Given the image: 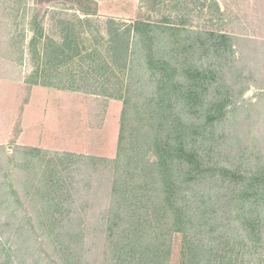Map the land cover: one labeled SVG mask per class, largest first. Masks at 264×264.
Returning a JSON list of instances; mask_svg holds the SVG:
<instances>
[{
  "label": "rangeland",
  "instance_id": "rangeland-1",
  "mask_svg": "<svg viewBox=\"0 0 264 264\" xmlns=\"http://www.w3.org/2000/svg\"><path fill=\"white\" fill-rule=\"evenodd\" d=\"M129 6L131 11L126 5L125 12H131L132 19L126 20L130 26L127 24L125 28L131 31V36L127 35L134 54L133 66L124 79L126 77L125 86L132 82L134 86H130L129 93L128 87H122L131 104L124 147L142 146L140 141L130 138L131 133V136L144 139L147 136L138 135L132 129H141L152 135L150 123L136 120V111L142 110L151 117L157 108L156 102L151 100L156 76L148 69L150 63L146 55L149 47L154 51L153 59L161 55L165 59L173 56L172 62L181 66L185 54L180 52L177 56L174 51L177 49V45L174 46L176 35L182 48L191 42L189 36L194 32L202 33V36L196 35L197 38L206 33H223L241 39L236 45L237 56L242 57L244 52L247 59L238 64V68L244 71L243 79L235 78L236 90L228 106L227 118L214 135L222 145L215 159L217 157L219 162L244 172L264 168V0H140L135 8ZM96 10L95 15L84 17V35L88 31L87 39H103L104 42L105 29L122 28L125 21L108 22L105 11H100L91 0H45L41 3L38 0H0V185L5 183L0 188V264L5 261L8 264L117 262L110 251L111 238H108L106 229L113 203L112 187L118 178L114 161L118 155L121 115L118 121L115 118L114 132L110 128L87 131L89 139L95 141L102 137V142L107 140L106 145L98 141V146L83 147L77 145L81 144L79 140H72L69 141L72 146H67L64 135L75 139L80 133L70 131L63 134L50 130L52 126L49 125L54 122L47 121V108H44L46 105L40 94L45 87L34 84L39 69V61L31 46L37 31L35 21L40 18V23L44 22L50 33L54 30L53 18L61 15L78 22L77 13ZM136 21L152 25L155 43L132 30ZM77 28L81 29V25L77 24ZM177 29L184 30L178 33ZM126 37L114 35L113 47L117 48V43ZM64 80L68 81L67 78ZM114 81L115 87L121 85L118 77ZM245 86L247 89L239 94ZM144 101L148 105H141ZM86 116L89 122L98 123L103 117L100 113L96 116L94 106L88 107ZM99 128L103 129L102 126ZM33 148L41 149L43 153L35 157L31 152ZM67 153L106 160L97 165V178L90 190L84 184V164L81 163L84 159L65 155ZM143 158L150 162L156 160L152 150ZM124 159L133 161L136 158ZM48 160L52 162V169L46 174L45 162ZM61 161L67 162L65 167ZM138 169L141 170V164ZM48 181L52 183L47 184ZM233 243L231 241L227 246L226 254L238 253ZM182 245L183 234L175 233L170 264L182 263ZM255 255L251 264H264L263 245Z\"/></svg>",
  "mask_w": 264,
  "mask_h": 264
},
{
  "label": "trees",
  "instance_id": "trees-1",
  "mask_svg": "<svg viewBox=\"0 0 264 264\" xmlns=\"http://www.w3.org/2000/svg\"><path fill=\"white\" fill-rule=\"evenodd\" d=\"M214 5L220 10L217 3ZM39 19L35 21L37 31L31 40L33 47L43 35ZM133 29L143 34L145 40L155 43L150 23L136 21ZM193 34L189 36L191 42L182 48L179 37L176 35L174 39L177 56L180 52L185 54L181 66L172 62L173 56L165 59L161 55L153 59L154 51L149 47L148 69L156 76L151 100L156 102L157 108L151 117L142 110L136 111V120L150 123L152 131L151 135L141 129H132L138 135H147L145 139L129 135L140 141L142 146L138 148L124 147L127 124L131 120L127 92L134 82L129 80L131 85L125 86L128 88L122 97L124 108L118 155L114 161L118 178L112 187L113 203L106 229L116 264H170L175 233L183 234L181 264H251L260 245L264 247V168L244 172L215 159L222 145L214 135L227 118L228 106L236 90L235 78L243 79L244 71L238 64L247 58L244 52L238 57L236 50L241 39L223 33H206L198 38L196 35L202 36V33ZM123 39L128 42L125 51L121 50V44V57L130 58L133 66L130 38ZM130 69L122 67L126 72ZM38 75L36 73L34 79H39ZM37 83L35 80L34 84ZM141 105L148 103L144 101ZM149 150L156 156L154 162L143 158ZM31 152L35 157L43 153L37 148ZM65 155L84 159L81 162L84 184L90 190L97 178V165L106 160L86 154ZM131 155L136 159H124ZM45 163V173L49 174L52 162ZM61 163L65 167L67 162ZM140 164L141 170L138 169ZM78 166L81 172L79 162ZM231 241L238 250L235 255L225 253ZM221 249L224 252H219ZM8 257H11L9 253Z\"/></svg>",
  "mask_w": 264,
  "mask_h": 264
},
{
  "label": "crops",
  "instance_id": "crops-1",
  "mask_svg": "<svg viewBox=\"0 0 264 264\" xmlns=\"http://www.w3.org/2000/svg\"><path fill=\"white\" fill-rule=\"evenodd\" d=\"M139 1L92 0L100 11H105L108 15V22L121 23V21H125L122 28L105 29L107 36L104 38V42L103 39H87L85 36L89 35L88 31L84 35V17L93 16L98 10L77 13L78 22L72 18L57 16V18H53L54 30L50 33L46 31L44 22L40 23L43 35L34 46L35 56L39 61V79L36 85L45 87L40 91V94L43 97L42 103L46 105L44 108H47L46 119L49 123L54 122L49 125L52 126L50 130L63 134L70 131L80 133L75 139H69L64 135L65 142H68L67 146H72L69 143L72 140H79L81 144L77 145L83 147L98 146L99 142L101 145H106L105 141L107 140L105 139L103 143L102 137L95 141L89 139L87 131L98 132L109 128L112 132L115 130V118L117 121L119 120L124 108V103H122L121 110L122 97L124 96L122 87L127 82L126 77L124 79L127 70H122V67L129 68L132 64L130 58L122 59V52H120L121 44L123 47L121 50L125 51L128 41L126 39H123L122 43L119 41L115 48L113 47V37L117 33L125 34L129 39L131 31H128L129 29H126L125 26L128 24L126 20L132 19V17L130 16L131 12H125V6L128 5V9L131 11L129 5L135 8ZM108 8L109 10H104ZM77 24L81 25V29L78 30ZM128 26L130 25L128 24ZM115 49H117L116 54ZM42 67L48 69L44 70ZM117 77L121 81V85L115 87L114 80ZM65 78L68 81H65ZM39 101L38 99V103H40ZM98 102L101 104L99 105ZM93 106L96 116L99 113L103 116L99 123L89 122L87 119L88 107ZM101 126L103 129L99 128Z\"/></svg>",
  "mask_w": 264,
  "mask_h": 264
}]
</instances>
